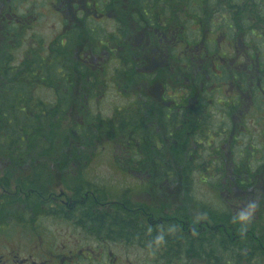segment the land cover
<instances>
[{"label": "flooded vegetation", "instance_id": "1", "mask_svg": "<svg viewBox=\"0 0 264 264\" xmlns=\"http://www.w3.org/2000/svg\"><path fill=\"white\" fill-rule=\"evenodd\" d=\"M9 2L10 0L7 1ZM73 3L76 7V3ZM219 5L218 11L211 16L213 25L207 24L201 31L202 34L199 33V41L195 43L194 49L182 47V40L172 31H165V26L147 25L134 37L130 29L126 36L122 34L124 42L129 49L131 47L130 50H121L123 57H117L115 46L107 51L102 49L104 44L99 43L95 51L79 55L81 59H77L78 64L73 69H81V62L92 78L97 76L94 81L91 79L89 82H105L104 87L98 86V89L101 88L98 94L105 91V87H111L119 98L130 93L131 89L127 88L133 77L141 78V84L137 88L141 95L125 97L124 100L126 105L131 103L130 107L139 103V115H186L187 122L195 120L196 115H222V124L230 126L222 129L223 136H220V140L216 138L219 141L217 145H223V154L212 155L209 152L206 154V162L213 160L215 164L227 169L226 177L220 176V179L223 185H227L226 189L232 191L227 192L226 208L223 211L231 215L230 224L215 223L208 218L207 222L194 219L189 204L177 202L181 196L178 188L177 194L173 193L174 197L165 198L162 191L164 181L158 170L147 169L149 166L158 169L157 165L153 162L148 165L147 160L140 158L136 159L134 170H130L131 166H126L131 171L130 176L113 167L123 179L139 184L142 193L136 197L134 189L128 184L126 196L118 199L114 195H119L106 186L92 187L90 191H80L75 186L58 193L33 187L23 192L17 182L19 168L13 167L12 175L5 177L8 165L0 160V173L4 169L3 176H0V199L6 196L7 201H14L16 218H22L21 222L16 219L18 223L15 226H0V264H184L191 260H206L211 263L219 260V264H264V224H254L256 229L244 230L237 219L252 200L258 205L253 215L264 214V207L261 205L264 197L260 193L264 192V171L260 173L255 170L241 176V164H237L240 158L243 161L244 155L240 151L239 154L235 152L237 148L240 150L236 138L246 131V121L251 125L253 121L257 122L254 134L261 133L259 142L263 141L264 0H220ZM75 7H70L73 16L68 18L65 15L60 18L62 32L72 28L74 23L77 25L78 12L74 11ZM82 12L85 15L87 13V16L91 13L99 21L105 17L97 11L92 13L88 5L82 8ZM187 19L193 20V16H188ZM220 20L224 24L219 23ZM205 41L214 52L211 56ZM210 61L218 62L213 66L219 72L215 81L204 71ZM121 62H125L126 67L122 72L123 76L119 77L117 72L119 73ZM127 68L133 72H129ZM209 68L212 69V64ZM225 70L230 72L229 79L223 76L222 72ZM68 84L71 92L75 93L72 98L79 99L83 94L81 83L78 86V81ZM129 108L126 106V109ZM216 139H211V144ZM107 147L111 150L110 146ZM125 147L128 148L123 151L124 157L118 153L119 161H123L132 152L137 153L129 150L130 144ZM227 147L229 155H225ZM176 161L177 166L184 167L185 163L192 162V157ZM77 171L83 172L81 169ZM254 179L257 182L252 186L250 184ZM9 184L12 185L11 194H8L6 188ZM60 184L58 182L57 186H61ZM214 194L221 196L223 193ZM188 209L190 215L184 213ZM45 215L60 218L67 227L66 233L71 228L72 233L78 231V235L85 240L52 241L36 223L29 224L34 222V217ZM26 216L33 221L27 222L24 218ZM158 237L163 239L157 242ZM115 244L125 247L124 258L111 250ZM135 248L146 251L147 256H137Z\"/></svg>", "mask_w": 264, "mask_h": 264}, {"label": "trees", "instance_id": "2", "mask_svg": "<svg viewBox=\"0 0 264 264\" xmlns=\"http://www.w3.org/2000/svg\"><path fill=\"white\" fill-rule=\"evenodd\" d=\"M7 1L2 4L6 7L5 11L0 12V160L4 162V165H8L6 168L10 171L7 170L6 175L8 176L12 175L13 167L19 168L17 182L23 192L33 187L37 190L45 188L38 183L41 166H56L58 170L61 168L64 174L69 170L72 171L73 167L82 168L81 161L83 163L90 161V155L86 153H97L100 148L103 150L102 146L109 144L107 142H111L110 151L115 154L112 159L113 166L127 176H130V170L135 169L136 159L147 160L148 165L151 162L157 165L158 169L150 166L147 169L148 171L150 168L158 170L164 181L162 191H164L165 198L174 197L178 191L181 193L187 190L190 183L196 182L197 177L194 173L200 175L197 179L199 183L206 184L213 177L218 178L211 174L213 171L217 175L218 172H223L222 165L215 164L213 160L210 163L202 161L200 157L209 152L212 155L223 154L220 145L215 144V149L211 147V139L223 136L222 129L230 126L223 125L221 119L216 123L215 115H196L195 120L187 122L186 115H139L137 113L141 112L140 104L130 107L131 103H129L116 108L111 114L113 118L109 119V122H116V131L115 136L110 137V133L106 134L101 130L102 121L93 116L98 114H92L87 107V102L94 96L92 94L93 82L87 83L85 77L84 83L89 86L83 89L82 81L80 87L83 91L80 95L82 103H80V98L76 101L72 100L75 93L71 92V86L68 84L71 81H78L77 86L80 85L79 80L70 75L73 65L71 66L68 55L71 54L69 51L72 45L77 47L75 54L80 53L81 56L85 52L95 51L99 43L104 44L102 49L107 51L115 46L117 57H121V50L129 49L123 39L128 29L133 36L140 34L147 25H153V27L163 25L166 27L165 31H172L171 33L182 40L184 43L182 47L188 46L194 49L199 33L205 29L207 24H211V16L218 11L220 0H88L87 4L84 0L48 1L49 8L52 6L61 17L73 16L70 8L72 5L75 7L73 2L77 7L74 11L78 12L76 13L77 25L66 32L61 30L55 42H51L48 46L37 36L29 35L37 19L34 4L27 0H10L6 5ZM86 5H89L92 13L97 11L105 15L98 24L107 23L106 18L115 23L117 26L115 35L106 36L101 41L99 29L93 26V16L91 13L87 16V13L85 15L82 12V8ZM21 7L24 9H20ZM188 16H193V20L187 19ZM218 22L224 24L222 20ZM79 27L85 28L83 38L79 33ZM131 42L135 43L133 40ZM205 46L209 56L214 54L206 41ZM21 48L25 49V53H18ZM215 63L218 62L210 61L209 65L204 67L206 68L204 71L210 75L212 80H215L219 73L213 67ZM211 64L212 69L209 68ZM80 67L78 71L73 70L87 77L90 76L89 70L81 62ZM125 67V62H121V66L118 67L119 73L117 72L119 77L123 76L122 72ZM128 70L133 72V70ZM222 73L224 78H230L229 71L225 70ZM141 81V78L133 77V81L127 88V90L131 89L130 93L120 97L123 103L125 97L133 98L141 95L137 90ZM33 90L35 93L39 92L38 96L32 95ZM126 106L131 110L126 109ZM151 106L150 104V108ZM65 120L68 124L66 129L63 128ZM245 124L246 131L236 138L239 142L238 146L243 147V161L241 162L240 158L237 164H241L239 169L241 176L251 174L255 170L261 173L264 169V131L263 141L253 142L254 137L251 139L247 127L249 123L246 121ZM252 126H254L253 130L256 129L257 122L253 121ZM109 127L114 128V126ZM245 137H249V143L245 142ZM179 140L182 143L178 142ZM99 144H101L100 147H98ZM127 144L131 145L129 150H135L137 153L132 152L123 161H119L118 153L124 157L123 151L127 150L128 147H125ZM104 148L108 147L104 146ZM191 157L192 161H196L195 166H192L191 162L185 163L184 167L177 166V159L188 160ZM17 161L19 162L16 163ZM127 165L131 166L130 170L126 169ZM29 168L30 175L28 172L24 173V170ZM175 168H181L180 173ZM190 177H192L191 180ZM31 179H33L32 182ZM252 182L250 185L255 186L257 181L254 179ZM78 188L80 191L92 189L90 184ZM200 209L203 213L205 212L204 205ZM207 210L210 211L208 215L212 216L210 220L215 223L230 224L227 213L220 212L217 207ZM218 216L221 218H217ZM260 216L262 219L256 222L264 224V214Z\"/></svg>", "mask_w": 264, "mask_h": 264}, {"label": "rangeland", "instance_id": "3", "mask_svg": "<svg viewBox=\"0 0 264 264\" xmlns=\"http://www.w3.org/2000/svg\"><path fill=\"white\" fill-rule=\"evenodd\" d=\"M6 0H0V12H4L6 7H4L3 2H5ZM29 2H31L32 4H34L35 6V16H36V21L34 23V25H32L31 27V32L29 33V35L33 34L35 36H37L39 39L43 40L46 44V46H48V44H50L51 42H55L56 38L59 36V34H61V30L62 27L60 26V21H61V15L58 14V12L55 11V9H53V7L51 6V8H49V4L48 1H52V0H27ZM85 4H87L88 0H84ZM6 5H8V3L6 2ZM52 5V2H51ZM89 6V5H88ZM20 9H24L23 7H21ZM85 17V16H84ZM111 18V17H110ZM92 19L94 20L93 22V26H95V29H99V36H101V41L102 39H104V37L109 36V35H115L116 31H117V26H115V23L109 19L106 18L107 23L104 24H98L97 22H99L98 19H95L92 17ZM73 23V21L71 22V24ZM72 26H76V23H74ZM88 27L90 28V24L88 25ZM79 33L81 34V37H85L84 35V27H79ZM30 38H32V36H29ZM81 38V39H82ZM76 45H72V49H70L69 52H71L70 56L68 55V58L71 62V66L73 65V67L78 64V58L80 54H75L76 52ZM19 54H23L25 53V49L21 48L20 50H18ZM20 60V57H19ZM78 69V68H77ZM70 75L72 76V78L76 79V75L77 73L74 72L73 69H70ZM88 79V83L89 81L92 79V81H94V79L97 78V76L93 77L90 76H86L85 74H81L78 72V80L79 82L82 84L83 81V89L86 86L84 83V81L86 80V78ZM99 78V77H98ZM215 81V80H214ZM93 85H96L94 88H92L93 92L92 94L94 95L93 98L90 101H86L88 103V106L90 111L92 112V114H98V115H93L95 117H98L102 122L100 123L102 125V132L103 133H110L111 136L110 137H114L115 136V126H116V122H109V119L113 118V115H111L114 110L116 108H119L120 106H124L126 105L125 102L123 103L122 99H120L117 96V93L112 92V88L109 87H105L106 90L105 91H101L98 94L99 89L101 90V88L98 89V86H103L105 85V82H103L102 80L100 81V83H96ZM39 92L35 93V90H33V94L38 96ZM82 103V97L80 98ZM73 101H76V99H72ZM70 99V101H72ZM78 100V99H77ZM79 102V101H77ZM76 111V110H73ZM222 118V115H215V119H217L216 123L219 122V120ZM224 118V116H223ZM109 126H114L113 127H109ZM68 124L67 121L65 120L64 124H63V128H67ZM248 127V131L249 134L251 135V139L252 137H254V140H252L253 142H259L261 140L260 138V134L257 133V139H256V134H254V130L253 127L250 124H247ZM245 142L250 141L249 137H245ZM218 140H220V138H218ZM217 139L213 142L212 144V148L215 149V146L219 143ZM223 144V141H220ZM109 144L104 145V146H110L111 147V142H107ZM104 144V143H103ZM216 144V145H215ZM260 144V143H259ZM101 144L98 145V147H100ZM102 146V147H104ZM223 146V145H220ZM242 148H240V150L237 148L235 149L236 154H239L238 152H241V155L243 156L242 153ZM104 151V152H103ZM225 155L228 154L229 151V147L225 148ZM86 155H90L89 159L91 161L88 163H82V168L79 167V169H82L85 172H80L77 173L78 168L77 167H73V170H69L67 173L64 174V172L62 171L61 168H59V170L57 169L56 166L54 167H50L49 165H44L41 166V173L38 177V183H41V187H45V189H47L48 191H53L54 193H58L60 190H70L68 188H73V187H81L85 184H90L91 188L92 187H97V186H106L108 189L114 190V192L117 195H114L116 197V199H118L120 196L121 198L123 196H126V192H128V188L127 185L129 184L130 188H134V192L136 193V197H139L140 195H142L141 190H139V184H135L132 182H129L128 180H125L122 178L121 175L118 174L117 171L113 170V161L112 159L115 157V154L108 150V148L105 149H99V151L97 153L93 152L92 154L90 153H86ZM229 155V154H228ZM201 160L202 161H207V155L206 154H202L200 155ZM226 158V157H225ZM229 159H231L229 157ZM239 159V158H238ZM173 161L174 158H173ZM172 161V162H173ZM80 163V164H81ZM79 164V163H77ZM192 166L196 164V161H192L191 162ZM180 169L181 168H175V170L177 172L180 173ZM8 170V169H7ZM264 171V169H262ZM261 170V171H262ZM3 171L2 173H0V176H3ZM20 171V170H19ZM28 172V175H30V168L27 170H24V173ZM7 172H5L4 176L6 177ZM12 173V170H11ZM77 173V174H76ZM84 173V175H83ZM215 172L213 171L211 174L212 175H216L218 176V178H214L209 181L206 184H202L199 183L198 177H200V175L197 173H194V175H196L197 179L196 182L194 183H190V187L187 186V190L185 191H181V196L180 198L177 199V202L180 201L181 203H188L191 209V213L194 219L196 220H203L204 222H207V218L212 217L211 214L208 215L210 213V211H208V208L213 209V207H217V210L224 211V209L226 208V197H227V192H232L226 189L227 185H223V183H221V177H226L227 175V169L223 166V172H218L217 174H214ZM220 173V174H219ZM25 176V174H23ZM69 175V176H67ZM81 175H83V177H81ZM204 176V175H202ZM68 181V183L72 184L69 185L68 183H66L65 181ZM0 181H2V178L0 177ZM101 181H104V183H101ZM11 182V181H10ZM58 182H60L61 186H57ZM78 182V183H77ZM76 183V184H75ZM7 184V182H6ZM75 185V186H73ZM9 186V187H8ZM6 185V188L8 189V194H11L13 191L11 190L12 185ZM142 185H140L141 187ZM124 190H126L124 192ZM124 192V193H123ZM214 192H220L223 193L221 196H218L217 194H214ZM123 193V194H122ZM225 193V194H224ZM260 193H262L263 197H264V192L260 191ZM1 194V193H0ZM6 195V194H4ZM217 195V198H216ZM231 195H229L230 197ZM5 197L4 199L1 198L0 199V226L1 225H7V226H15L17 222V220H20L19 222H21L22 218L20 219V217L16 218V205H14V201H7V197ZM216 198V199H215ZM134 199H138V198H134ZM10 200V198H9ZM121 200V199H120ZM205 207V212L203 213L201 211L200 208L203 207V205ZM217 204V205H216ZM261 205L264 207V200L263 202H261ZM261 206V207H262ZM178 207V206H177ZM180 208V207H179ZM189 209L188 210H184V213L187 215L189 213ZM168 210V209H167ZM15 211V213H14ZM170 212H173V210H169ZM218 213V212H217ZM44 215V214H43ZM190 215V213H189ZM214 216V215H213ZM231 215L229 216L228 220L230 219ZM234 217V216H233ZM26 219V221H33L31 217H24ZM34 222H31L29 224L32 223H36L42 231L44 233V235L48 238H50L52 241H56V242H62L65 241L67 239H72V240H76V239H80L83 238L81 235H78V231H75L74 233H72L71 228L68 229L69 232L66 233L67 227L65 226V223L62 220H59L60 218L58 217H51L50 215L48 216H38V217H34ZM217 218H221L220 216H218ZM223 218V217H222ZM17 219V220H16ZM24 219V220H25ZM258 219H262L261 216H252V218L250 219V221L246 222V223H242L243 227L245 228L244 230H254L256 229L254 224H258L259 222H256ZM231 220V219H230ZM258 230V229H257ZM71 231V234H70ZM70 236H72L70 238ZM84 239V238H83ZM85 240V239H84ZM232 246V245H231ZM111 250H113V252L115 253V255L120 254L122 256V258L125 257L126 255V250L125 247L122 245H117L115 244L113 247H111ZM211 250H213V247L211 246ZM241 251V250H240ZM148 252V251H147ZM134 253L137 256H147L146 251L142 250V249H134ZM175 255V254H174ZM216 255H219L218 253ZM133 257V255L131 256ZM132 259V258H131ZM219 260H217L216 262L212 261L211 262H207L206 260H191L190 263L185 262L184 264H219L218 262ZM183 263V262H182ZM136 264H139V262H137ZM233 264V263H231ZM239 264V263H238ZM242 264V263H240Z\"/></svg>", "mask_w": 264, "mask_h": 264}, {"label": "clouds", "instance_id": "4", "mask_svg": "<svg viewBox=\"0 0 264 264\" xmlns=\"http://www.w3.org/2000/svg\"><path fill=\"white\" fill-rule=\"evenodd\" d=\"M257 202L255 200L250 201L245 210L242 211L241 213H239L237 219L238 221H240L241 223H246L248 221H250V219L252 218L256 208H257ZM163 239V237H158L157 238V242L161 241Z\"/></svg>", "mask_w": 264, "mask_h": 264}]
</instances>
